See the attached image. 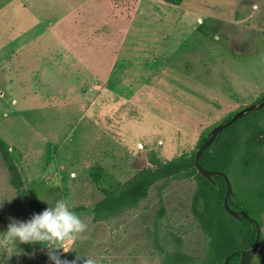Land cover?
<instances>
[{
	"label": "rangeland",
	"instance_id": "374dc122",
	"mask_svg": "<svg viewBox=\"0 0 264 264\" xmlns=\"http://www.w3.org/2000/svg\"><path fill=\"white\" fill-rule=\"evenodd\" d=\"M31 4L25 13H0V37H15L35 20L57 25L36 49L0 39V137L21 183L17 189L0 153V231L10 216L31 218L30 199L43 211L64 198L87 228L70 242L73 251L60 250L62 259L170 264L182 254L200 261L207 239L195 215L194 179L158 181L137 204L109 215L95 208L106 191L150 166V151L171 162L190 156L206 132L261 99L264 0ZM19 21L20 28L12 25ZM60 50L69 68L54 65ZM93 168H102L99 180ZM228 177L234 191L244 188L235 168ZM261 220L263 242L252 264H264V212ZM20 247L34 255H13L5 264H54L47 249Z\"/></svg>",
	"mask_w": 264,
	"mask_h": 264
},
{
	"label": "trees",
	"instance_id": "16d2710c",
	"mask_svg": "<svg viewBox=\"0 0 264 264\" xmlns=\"http://www.w3.org/2000/svg\"><path fill=\"white\" fill-rule=\"evenodd\" d=\"M162 1L170 6L180 7L186 0ZM232 115L233 113H230L223 121L229 120ZM263 116L264 109L260 112H252L227 127L213 151L208 148L201 158L202 167L208 170L231 175L235 168L236 178L244 184V188L235 191L236 201L229 199V205L256 218L261 226V214L264 212V125H261L260 121ZM206 140L207 132L190 156L179 157L172 162L161 159L156 151H150L148 153L150 166L138 171L114 191H106V196L96 204V214L109 215L129 205L137 204L147 196L149 188L158 181H167L171 178L194 179L197 182L195 198L206 206L203 214L195 212V215L207 239V247L200 261L180 254L174 257L170 264H222L231 253L249 247L255 239V228L246 219L239 222L226 212L224 180L216 176L215 180L219 185L216 188L194 168L196 151ZM10 148L9 144L0 137L1 156L14 174L12 180L19 189L21 183H19L18 169L12 163ZM90 174L95 180H99L103 175L102 168H93ZM231 180L235 185L234 178ZM22 195L27 199L26 192H22ZM30 201L34 213H40L42 208L34 200L30 199ZM229 264H239V255H235Z\"/></svg>",
	"mask_w": 264,
	"mask_h": 264
},
{
	"label": "clouds",
	"instance_id": "9594fccd",
	"mask_svg": "<svg viewBox=\"0 0 264 264\" xmlns=\"http://www.w3.org/2000/svg\"><path fill=\"white\" fill-rule=\"evenodd\" d=\"M38 197L45 201L40 195ZM2 207L3 203L0 204ZM8 219L6 229L0 231V249L5 252V259L0 264H5L13 255H34L25 252L21 244L39 245L41 251L47 249L46 255L54 264H78V261H82V264H97L92 257L81 259L77 256L74 260L61 258L60 250L63 253L73 251L70 242L87 228L64 198L56 199L40 213H34L30 219L21 220L12 216Z\"/></svg>",
	"mask_w": 264,
	"mask_h": 264
},
{
	"label": "water",
	"instance_id": "95a60500",
	"mask_svg": "<svg viewBox=\"0 0 264 264\" xmlns=\"http://www.w3.org/2000/svg\"><path fill=\"white\" fill-rule=\"evenodd\" d=\"M261 101H257L255 103H252L250 105H247L239 110H237L229 120L221 121L218 124H216L211 130L207 133V140L199 147L196 151L195 155V161H194V168L197 170V172L205 178L210 184L215 186L216 188L219 187L218 183L215 180L216 176L223 177L226 181V192L224 197V207L226 212L235 220L242 222L243 219H246L250 225H252L255 228L256 235L254 242L246 248L238 249L235 252L231 253L226 257V259L223 261L222 264H229V261L235 256L239 255V264H252L256 254L260 248L261 240H262V226L260 222L250 216L249 214L236 210L232 208L229 205V199L231 198L233 201H236V194L232 185V182L228 175L224 172L215 171V170H208L202 167L201 165V158L202 154L205 150L210 148V151L212 152L215 145L217 144L220 136L222 135L223 131L233 125L236 121L243 119L247 115H249L252 112H260L262 109H264V95H262ZM206 210V206L200 202L197 205V212L200 214H203Z\"/></svg>",
	"mask_w": 264,
	"mask_h": 264
},
{
	"label": "crops",
	"instance_id": "0c3cea01",
	"mask_svg": "<svg viewBox=\"0 0 264 264\" xmlns=\"http://www.w3.org/2000/svg\"><path fill=\"white\" fill-rule=\"evenodd\" d=\"M31 2H32V0H0V13H2L4 11H10V10H12V8L13 9L18 8L19 10L22 9L23 13H25L26 10L29 7H31V5H32ZM6 24H7V22L4 23V25H6ZM16 24H18V26L20 28L21 22L20 23L15 22L12 25L15 26ZM33 26H34V28H33ZM49 26H50V28H48ZM56 26L57 25H55V23H52V24L48 23L47 24L46 22L43 23L41 21L35 20L33 24H31L29 27L25 28L24 30L23 29H17L18 30L17 35L15 37L10 38L8 36L9 34H5L7 37H0V39L7 41V42L25 41L28 44L33 43L32 48L36 49L37 47H40V45L39 46L35 45L37 42L38 43L50 42L51 38H49V37H52L54 35L53 30L56 29L55 28ZM32 33H34L35 35L33 36ZM44 36L46 38V41H44L43 39L40 38V37H44ZM55 37L57 38L58 36H55ZM58 38H60V37H58ZM61 41H63V40H61ZM45 47H47V46L45 45ZM71 51H73V50H71ZM71 53H72L71 58L76 63V64L73 63L72 66L75 67V66H77V62H78L77 60H75V58L77 59V57L75 56V54L73 52H71ZM40 54H42V52ZM54 54L56 56V61H54L55 66H60L62 68H65V67L69 68L71 66V63L67 60V58H65V56H66L65 52L61 53V50H60V51H56Z\"/></svg>",
	"mask_w": 264,
	"mask_h": 264
},
{
	"label": "flooded vegetation",
	"instance_id": "af4514ba",
	"mask_svg": "<svg viewBox=\"0 0 264 264\" xmlns=\"http://www.w3.org/2000/svg\"><path fill=\"white\" fill-rule=\"evenodd\" d=\"M223 180H224V182H225V186H226V181H225V179L223 178V177H221ZM234 188V187H233ZM225 192H226V189H225ZM236 194V193H235ZM224 196H225V194H224ZM231 199V198H230ZM239 259H240V256H239Z\"/></svg>",
	"mask_w": 264,
	"mask_h": 264
}]
</instances>
